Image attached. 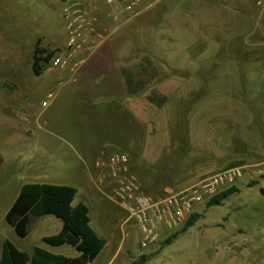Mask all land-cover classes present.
<instances>
[{"label":"rangeland","instance_id":"374dc122","mask_svg":"<svg viewBox=\"0 0 264 264\" xmlns=\"http://www.w3.org/2000/svg\"><path fill=\"white\" fill-rule=\"evenodd\" d=\"M79 1L77 8L96 28L114 13L120 23L128 19L114 26L116 49L130 48L136 55L128 61L136 63L135 73L126 77L137 81L132 83L137 95L164 108L152 117L153 129L165 133V120L168 127L175 130L178 124L189 132L179 161L185 169L190 166L194 176L173 191L228 168L241 167L242 175L225 188L236 191L222 204H199L195 213L201 217L186 232L180 233L187 220L141 247V231L114 197L117 184L108 168L94 172L96 185L84 156L61 138L73 136L75 147L85 146L82 136L89 127L81 117L86 109L66 101L44 109L54 76L61 72H33L37 43L54 57L67 51L64 10L74 1L0 0V257L9 239L30 254V264H69L81 258L70 245L44 242L62 228L53 215L35 219L26 238L17 237L7 223L6 214L21 187L37 182L73 186V205L88 206L90 227L107 241L89 264H133L142 255L148 256L146 264H264V0H142L137 14L105 0ZM158 35L168 54L163 62L154 57ZM162 80H173L178 89L161 95ZM177 101L182 107L178 114ZM137 141L143 149L145 138ZM174 234L177 238L166 244ZM37 248L56 258L38 257Z\"/></svg>","mask_w":264,"mask_h":264},{"label":"crops","instance_id":"0c3cea01","mask_svg":"<svg viewBox=\"0 0 264 264\" xmlns=\"http://www.w3.org/2000/svg\"><path fill=\"white\" fill-rule=\"evenodd\" d=\"M110 10L113 13V8ZM107 17L104 21L106 25H102L100 29L96 28V31L87 37L82 49L66 51L61 55L65 58L66 64L49 67L48 70L58 69L61 73L54 76V88L48 93V96L52 94V97L48 102L44 101L47 102L44 109L63 101L84 106L87 115H83L81 119L82 123L89 127V133L82 136V139L86 140L85 146L81 149L78 145L75 147L70 142L73 136L61 138L84 156L87 168L93 171L91 175L93 182L96 170L100 167L108 168L110 173L112 157L126 154L130 156L131 167L139 174L140 184L144 183L153 192L173 191V188L179 187L181 183L184 184L187 179L194 176V170L190 166L186 169L181 167L179 161L183 157L184 152L181 150H184L189 132L186 128H178V124L174 130L168 127L165 120L163 123L166 126L165 133L159 135L156 129H153V123H150L152 117L161 114L164 108L154 105L147 96L137 95V88L133 85L137 81L132 82L130 77H126V74L135 73L136 63L130 64L128 61L136 55H133L130 48L121 51L116 49L117 35H114L116 33L114 26L118 28L128 19L122 23L118 22L117 13ZM144 41L151 42L148 38ZM154 42V57L163 62L168 58V54L162 35L156 36ZM147 54L149 57L152 55L151 52ZM61 76L67 77V81L61 82ZM162 81L158 86L161 95L165 91L178 89L173 80ZM190 90L192 89H188ZM189 98L191 97H184V101ZM181 110V104L177 101L176 114ZM138 137L145 138L143 149L137 141Z\"/></svg>","mask_w":264,"mask_h":264},{"label":"trees","instance_id":"16d2710c","mask_svg":"<svg viewBox=\"0 0 264 264\" xmlns=\"http://www.w3.org/2000/svg\"><path fill=\"white\" fill-rule=\"evenodd\" d=\"M35 46L33 57V72L41 76L49 67L54 57V52ZM143 173V172H142ZM142 191L153 198H163L166 192H153L141 182ZM236 189L234 187L222 190L208 200L209 207L220 205L230 197ZM77 195V189L69 185H57L48 183L24 184L16 199L10 206L6 221L14 229L19 238H26L33 221L37 218L53 215L62 221L60 231L44 238V242L51 246H63L65 244L74 247L80 252L81 258L69 264L92 263L102 252L107 241L98 236L90 227V211L87 205L80 202L73 205ZM201 215L193 213L189 216L180 233L186 232L200 219ZM174 234L167 238L166 244H170L177 238ZM37 256L55 259L50 252L41 248L36 249ZM148 256L142 255L133 264H146ZM31 256L27 251L19 249L12 241L5 239L2 246L0 264H30Z\"/></svg>","mask_w":264,"mask_h":264},{"label":"built area","instance_id":"2783aa9c","mask_svg":"<svg viewBox=\"0 0 264 264\" xmlns=\"http://www.w3.org/2000/svg\"><path fill=\"white\" fill-rule=\"evenodd\" d=\"M65 8L69 37L67 51L83 48L87 37L96 31L94 21L77 8L79 0ZM109 5H121L123 12L137 14L142 0H105ZM65 58L53 57L52 66H63ZM52 94L49 95V98ZM44 106L47 102L43 103ZM110 174L115 184L114 197L129 213L139 227L142 239L141 247L146 248L155 243L160 233L177 229L197 210L200 203H206L225 188L234 185L242 175L241 167H233L215 172L195 184L179 191H169L163 198L146 195L141 188L139 178L131 171L129 157L118 154L112 157ZM207 200V201H206Z\"/></svg>","mask_w":264,"mask_h":264}]
</instances>
